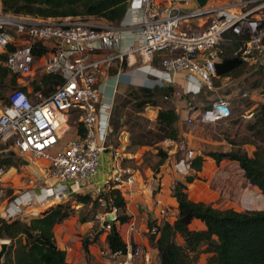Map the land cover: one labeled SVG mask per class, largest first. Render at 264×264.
<instances>
[{"label": "built area", "instance_id": "1", "mask_svg": "<svg viewBox=\"0 0 264 264\" xmlns=\"http://www.w3.org/2000/svg\"><path fill=\"white\" fill-rule=\"evenodd\" d=\"M138 10L139 29L130 31L127 25L111 26L69 17L41 19L0 9V53L6 55L8 72L16 75L19 85L26 89H14L0 98V144L5 145L0 152L32 156L40 161L41 175L40 179L28 177L21 191L13 190L7 195L6 177L13 168L0 167L1 217L22 218L32 207L43 211L71 192L93 191L100 195L112 183L126 202L142 184L154 204L166 208L159 198L162 184L158 175L152 172L143 178L129 167H120L117 159L126 145L120 139L118 147L106 142L112 104L103 101L98 85L109 76L111 68L116 73L133 71L141 77L143 87H171L173 91L165 99L185 100L189 115L184 121L191 130L200 124L225 121L232 115L228 98L217 97L203 108L197 100L202 91H213L215 79H222L216 64L226 47H233V55L254 69H264V0H206L202 5L198 0H139ZM40 46L46 51L36 56ZM162 54L165 57L156 65V56ZM38 67L41 74L61 76V83L48 93L32 90ZM179 74L183 75V86L176 87ZM241 96L246 98L247 93ZM72 114L81 123L83 134L50 153ZM252 115L248 110L245 117L250 119ZM161 144L169 148V153L184 152L174 168L186 174L195 157L187 141L164 140ZM104 151L111 152L113 166L101 183L93 185ZM29 162L24 161L23 167L27 169ZM247 185L251 186L249 182ZM116 215L115 208L98 214L100 230L107 231ZM129 227L133 229L134 224ZM107 253L109 258L119 257L117 253ZM135 259L159 264L152 260L149 250L139 245L127 246L126 254L112 264H135Z\"/></svg>", "mask_w": 264, "mask_h": 264}, {"label": "trees", "instance_id": "2", "mask_svg": "<svg viewBox=\"0 0 264 264\" xmlns=\"http://www.w3.org/2000/svg\"><path fill=\"white\" fill-rule=\"evenodd\" d=\"M0 6L3 12L16 15L56 20L66 17L83 21L92 19L117 26L128 12L129 0H0ZM45 51L40 46L35 50V55L40 56ZM5 56L0 53V90L7 86L26 90L17 82V76L6 69ZM160 57L165 56L162 54ZM160 57L156 56V65L160 64ZM216 71L222 79L251 75L255 77L253 86L264 93V69H254L235 57L233 47L225 48L222 60L216 64ZM61 81V76L57 74H42L31 82V88L48 93ZM172 91L171 87L128 85L124 91H116L112 100L110 131L106 142L118 147V133L124 130L128 146L135 149L154 147L157 160L150 167L154 173L158 172L169 156V148L163 147L161 143L164 140L177 142L183 139L177 108L172 101L165 99ZM129 104L132 109H128ZM147 106L158 108L154 121L141 115ZM245 106L250 108L253 103L245 102ZM252 112L251 120L246 123V130L252 137L258 138L259 142H252L255 148L251 154L243 148L244 143L232 140L226 151H208L196 155L191 161V168L199 171L205 157L214 159L216 163L235 161L247 182L264 195V103L257 104ZM72 115L77 119L75 114ZM231 117L230 123L238 122V119L233 120ZM111 130L116 133V140L110 139ZM76 131L78 136L83 134L80 122L77 123ZM14 157L11 152L0 153V167L14 166ZM195 176H186L185 182H192ZM186 190V184L181 181L173 184L172 195L178 206V214L173 222L163 221L160 225L151 219L148 222L149 243L157 250L159 264H196L202 253L209 254L206 264H264V210L216 208L211 204L190 200ZM101 202H105L108 211L112 208L117 210L116 219L107 230L106 243L110 254L119 255L113 261L122 258L126 254L127 245L115 222L127 223L130 217L126 213V201L121 191L112 183L100 195L93 191L77 193L68 201L39 211L37 216L29 219H5L0 216V239L11 241L3 264H70L66 252L56 243L54 227L75 216L73 205L96 208ZM193 219L200 220L203 228H191ZM79 221L86 222L88 218L81 216ZM154 227L156 230L153 232ZM97 239V235L84 236V251L87 252L89 244Z\"/></svg>", "mask_w": 264, "mask_h": 264}, {"label": "crops", "instance_id": "3", "mask_svg": "<svg viewBox=\"0 0 264 264\" xmlns=\"http://www.w3.org/2000/svg\"><path fill=\"white\" fill-rule=\"evenodd\" d=\"M138 7L139 0H131L125 18L119 24L123 26H129V28L126 27L127 30L137 31L139 29L137 24L139 21ZM98 24L104 23L99 22ZM109 73V76L100 81L98 85L100 96L106 103L110 102L112 104L113 96L116 91L122 92L128 85H140L142 83L141 77L138 76V74H135L133 71L127 70L125 72L116 73L115 69L111 68ZM181 77H183L182 74L177 75L176 87L183 86V81L180 79ZM227 80L228 79H220V83H223L222 86L226 85ZM216 83L217 81L214 83L213 91H211L217 93L215 95V98L212 99L211 93L208 94L207 91H204L202 95H198L197 97L199 107H206L217 97H224L228 98L231 101L232 111L234 109H236V111L238 109H241L243 113L241 114V117L246 120H251V118L247 119L245 115L248 110H253L254 107H256V104H253V106H251L250 108H246L243 100L245 101L247 97L245 98L241 96V93H244V91H240L238 93L234 92V94L230 91L224 94L221 92V90H218V88L221 89V86L216 87ZM173 103L177 108L180 117L179 124L182 129V125H186L184 119L189 115L187 110L184 108L185 100L182 98L173 101ZM153 109L152 120L156 118L158 108L153 107ZM228 120L229 119L225 121ZM197 128L198 127L196 126L194 130H191L192 132L190 131L188 133L182 131L183 138L187 141L189 149L193 148L192 145H194L197 140V137H195V131L197 130ZM75 134V137H77V131H75ZM123 136H126V140L123 139ZM119 139L123 144L126 145V147L128 146L127 133L124 130L120 131L118 135V140ZM126 147L125 151H123V156L132 155L135 158L138 155V150L141 149L138 148L135 149V151L128 152L126 151ZM193 151L195 156L201 154L200 152L197 153L195 150ZM172 153L169 154L164 163L159 167L158 172H156V175H158L162 184L159 198L166 208L161 209V207L156 206L149 191H147L142 184H139L138 187L134 189L132 197L128 200V202H126V213L130 217L129 222L123 224L115 222L116 227L126 245H139L144 249L149 250L152 255L153 261L158 260L157 250L152 248L149 243L148 222L151 219L154 220L157 224H161L165 220H168L170 222H173L175 220L178 214V206L175 197L172 195V187L176 181H181L186 184V192L190 200L211 204L216 208L230 207L235 210H241L237 206V202L239 201V199L243 200L246 199L248 195L251 196L249 192H258L256 191L258 190L256 187L251 186L249 188L247 186L246 180V182L243 184V188H235L236 199H238V201L235 202L234 200H231L234 197V194L229 192V189H227L225 185L228 181L231 182V179H233L229 168L233 167L235 169L237 167V163L235 161L224 160L216 163L214 159L205 157L199 171L191 168L186 174H182L176 172L174 168V163L182 157H177L175 152ZM113 162L114 161L111 152L104 151L98 165V175L93 179V185H98L99 183H101V181H103L108 171L112 169ZM133 171H135L136 174L143 178H146L153 172L148 166L144 168L143 173L140 169H135ZM190 175H196V178H194L190 183L185 182V177ZM74 195L75 193L71 192L70 195L63 199L60 203L68 201ZM220 201L222 203H225L223 207H220ZM37 215L38 210H36L35 207H32L31 209H29L25 216L27 219H29ZM72 219H67L54 227L56 243L59 248L66 252L67 261L70 264H112L113 259L109 258V255L107 253V231L100 230V225L97 223L95 235L98 236V239L96 242L89 244L88 251L85 252L82 247V237L88 230H90L89 228L93 226L92 222H79L76 220V218L73 217ZM132 223L134 224V228L130 229L129 226ZM203 226V223L198 219H193L190 223L191 228H203ZM101 251H105V254L102 255ZM134 262L135 264H144L142 263L141 259H135Z\"/></svg>", "mask_w": 264, "mask_h": 264}, {"label": "rangeland", "instance_id": "4", "mask_svg": "<svg viewBox=\"0 0 264 264\" xmlns=\"http://www.w3.org/2000/svg\"><path fill=\"white\" fill-rule=\"evenodd\" d=\"M0 9H1V6H0ZM86 22H91V23L98 22L99 23L100 21L91 19ZM35 73L37 76L42 75L41 74L42 72L40 71L39 67L36 68ZM254 79L255 77L251 75L248 76L245 74L239 78L230 77V79L227 80V83L225 86H222L223 83H220V79H215L214 83L217 81L216 87L221 86V89L218 88V90H221V92L224 94L230 91L233 94L234 92L238 93L240 91L247 92L248 96L245 102L247 103L249 101V103H253L257 105L260 103H264V93H261L258 88L253 86ZM137 86H140V85H137ZM12 90L14 89L11 88L10 86H7L6 88L0 90V96L5 97ZM210 93H211V98L212 99L215 98V95L217 93L208 92V94ZM245 102L243 100L244 104ZM128 109H132L131 104H129ZM152 110H154L152 106H147L143 110L141 115L150 121H154L152 120V116H153ZM241 114H243L241 109H238L237 111L236 109H234L232 111L231 119L233 120L238 119L237 123H230L228 120V121H221V122L212 123V124L198 125L197 126L198 128L195 131V134H196L195 137H197V140L194 143V145H192L193 148L191 149L195 150L197 153L199 152L206 153L208 151H226V149L229 148V144H230L229 142L233 140V141L244 143L243 148L246 149V151L249 154H251L253 149L255 148L252 142L258 143L259 140L258 138L252 137V134L246 130V123L248 120L242 118ZM77 123H78V120L73 115H71L68 118L66 125L63 127L64 134L62 135L56 147L50 150V153H55L64 144H66L69 140H72L76 136L75 131L77 129ZM124 129L126 130V128ZM182 131L188 133L191 131V127L187 124L182 125ZM109 134H110L111 140H116L115 132L111 130ZM162 146L165 147L164 145ZM3 147H5V145L0 144L1 152H2ZM123 151H125V148L122 150L121 156L117 159V163L119 164V166L129 167L131 170L140 169L142 173L146 166L151 167L157 160L155 156L154 147H144V148L139 149L138 155L136 156V158L132 155L123 156ZM126 151L128 152L135 151V148L133 146H127ZM176 156L183 157L184 152L177 151ZM14 158H15L16 163L14 166H10L13 168L12 169L13 171L11 170V172H9L6 177V180H8V185H9L7 186L8 187L7 195L13 193V190H15L16 192L21 191L22 190L21 188L23 187L24 182L26 179H28V177L29 178L32 177L34 179L41 178V175L38 172L40 161H37L32 156H27V155L21 156V155L16 154ZM28 160L30 162L28 163L27 169H26L23 167V162L28 161ZM229 170L233 176L232 177L233 179H231V182L228 181L229 183L227 182L225 187L229 189V192L234 194V197L231 200H234L236 202L238 201V199H236L235 188L236 187L243 188V184L246 182V178L244 177L243 172L242 170H240L238 164L235 169L233 167H230ZM12 185L14 186V189L9 188ZM248 187L250 188L251 186H248ZM256 191L258 192L257 193L249 192L251 196L248 195L246 199H243V200L239 199V201L237 202V206L241 209L240 211L248 210V209L264 210V195L261 194L259 190H256ZM224 204L225 203H222L220 201V207H223ZM73 207L75 208V211H76L75 216H73V218H76V220L79 221V218L81 216H86L88 218V221L92 222L93 226L89 228L90 230H88L86 234L83 235V237L86 235H90L91 237L94 236L95 231H96V225H97L96 216L98 214L108 211L106 204L100 205L96 208H92L91 206H77V205H73ZM23 218L27 219L26 216H24ZM70 219H72V217ZM208 256L209 255H206V253H202L197 259L196 264H206Z\"/></svg>", "mask_w": 264, "mask_h": 264}, {"label": "water", "instance_id": "5", "mask_svg": "<svg viewBox=\"0 0 264 264\" xmlns=\"http://www.w3.org/2000/svg\"><path fill=\"white\" fill-rule=\"evenodd\" d=\"M202 5L206 0H198ZM11 245V241L9 239H0V264L4 263L5 256L9 251V247Z\"/></svg>", "mask_w": 264, "mask_h": 264}]
</instances>
